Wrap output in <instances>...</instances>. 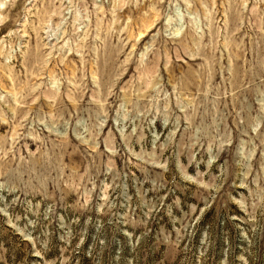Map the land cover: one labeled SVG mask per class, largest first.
I'll list each match as a JSON object with an SVG mask.
<instances>
[{
	"label": "rangeland",
	"instance_id": "obj_1",
	"mask_svg": "<svg viewBox=\"0 0 264 264\" xmlns=\"http://www.w3.org/2000/svg\"><path fill=\"white\" fill-rule=\"evenodd\" d=\"M0 264H264V0H0Z\"/></svg>",
	"mask_w": 264,
	"mask_h": 264
}]
</instances>
